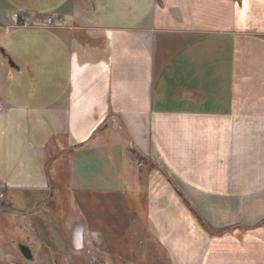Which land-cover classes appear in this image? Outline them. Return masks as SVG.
<instances>
[{
	"label": "crops",
	"instance_id": "obj_1",
	"mask_svg": "<svg viewBox=\"0 0 264 264\" xmlns=\"http://www.w3.org/2000/svg\"><path fill=\"white\" fill-rule=\"evenodd\" d=\"M100 1L0 0L7 209L86 190L156 264H264V0Z\"/></svg>",
	"mask_w": 264,
	"mask_h": 264
},
{
	"label": "rangeland",
	"instance_id": "obj_2",
	"mask_svg": "<svg viewBox=\"0 0 264 264\" xmlns=\"http://www.w3.org/2000/svg\"><path fill=\"white\" fill-rule=\"evenodd\" d=\"M112 2L110 0L109 4ZM18 196L20 202L16 200ZM78 197L76 201H68L65 195L57 192L54 201H39L38 208L23 213L17 209L8 210L3 193L0 197V243L12 245L13 254L5 256L1 253L0 256L10 264H104L108 259L110 264H138V259L143 260L139 264H156L155 257L161 260L164 256V252L154 246L156 239L149 234H135L133 219H124L109 211L110 207L116 209V203L109 204L101 194L91 195L86 190H81ZM13 201L14 207L25 210L33 208L37 202L34 196L25 194L14 195ZM76 218L85 222L83 247L79 250L72 248L69 234L70 225ZM120 220L127 221L125 228L122 222L118 224ZM28 222H32L34 227L29 228ZM122 228L125 235L118 232ZM19 243L31 248V259L22 255ZM114 246L125 249L117 252Z\"/></svg>",
	"mask_w": 264,
	"mask_h": 264
},
{
	"label": "water",
	"instance_id": "obj_3",
	"mask_svg": "<svg viewBox=\"0 0 264 264\" xmlns=\"http://www.w3.org/2000/svg\"><path fill=\"white\" fill-rule=\"evenodd\" d=\"M71 239L76 248L82 246V227L74 228V230L72 231ZM18 248L25 258L28 259L32 258L31 249L27 244L19 243ZM18 264H23V263H18Z\"/></svg>",
	"mask_w": 264,
	"mask_h": 264
},
{
	"label": "built area",
	"instance_id": "obj_4",
	"mask_svg": "<svg viewBox=\"0 0 264 264\" xmlns=\"http://www.w3.org/2000/svg\"><path fill=\"white\" fill-rule=\"evenodd\" d=\"M63 23V19L59 15H47L43 19V26L46 27H54L55 25H61ZM3 195L2 190L0 189V197Z\"/></svg>",
	"mask_w": 264,
	"mask_h": 264
},
{
	"label": "trees",
	"instance_id": "obj_5",
	"mask_svg": "<svg viewBox=\"0 0 264 264\" xmlns=\"http://www.w3.org/2000/svg\"><path fill=\"white\" fill-rule=\"evenodd\" d=\"M130 150L131 151H133L135 154H136V156H137V158H138V160L140 159H142V156H141V154H139L133 147H130ZM179 195L181 196V197H183L184 198V196L182 195V193L181 192H179ZM185 203L187 204V205H189V207L197 214V212L195 211V209L191 206V204L185 199ZM206 224H208L207 222H205Z\"/></svg>",
	"mask_w": 264,
	"mask_h": 264
},
{
	"label": "flooded vegetation",
	"instance_id": "obj_6",
	"mask_svg": "<svg viewBox=\"0 0 264 264\" xmlns=\"http://www.w3.org/2000/svg\"><path fill=\"white\" fill-rule=\"evenodd\" d=\"M77 228V227H76Z\"/></svg>",
	"mask_w": 264,
	"mask_h": 264
}]
</instances>
